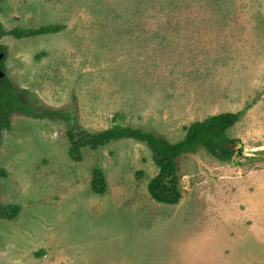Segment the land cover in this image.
<instances>
[{"label": "rangeland", "instance_id": "1", "mask_svg": "<svg viewBox=\"0 0 264 264\" xmlns=\"http://www.w3.org/2000/svg\"><path fill=\"white\" fill-rule=\"evenodd\" d=\"M7 31L58 34L0 42L7 74L42 110L73 112L97 133L115 125L171 142L186 127L241 113L232 162L179 159L182 199L156 202L159 174L133 139L84 160L68 126L14 114L0 148V264H264V0H0ZM106 177L93 192L94 171Z\"/></svg>", "mask_w": 264, "mask_h": 264}, {"label": "trees", "instance_id": "2", "mask_svg": "<svg viewBox=\"0 0 264 264\" xmlns=\"http://www.w3.org/2000/svg\"><path fill=\"white\" fill-rule=\"evenodd\" d=\"M65 29L63 25L41 27L39 29H14L7 31L0 19V41L12 35L17 39L37 37L47 34H58ZM1 71L0 77V148L3 132L11 128L14 114H22L35 120L48 119L52 122L62 121L67 124V136L70 141L69 154L76 161L84 160V150H99L113 142L124 139H133L148 146L152 153L153 161L159 168V174L151 179L148 190L151 197L158 203L176 205L182 199L181 175L179 159L184 155H195L201 150H206L221 162H232L242 149H236L238 139H234L229 131L241 120V113H221L198 121L186 127V135L178 142H171L155 132L145 131L140 128L115 125L101 132L92 133L82 128L73 112L67 110H42L35 107L28 100L30 93L25 89L17 88L10 80L6 60L7 47L0 42ZM0 175L7 176L5 170H0ZM93 192L105 194L107 182L101 169L94 171L92 183ZM21 212L19 205L5 206L0 204V220H14Z\"/></svg>", "mask_w": 264, "mask_h": 264}, {"label": "water", "instance_id": "3", "mask_svg": "<svg viewBox=\"0 0 264 264\" xmlns=\"http://www.w3.org/2000/svg\"><path fill=\"white\" fill-rule=\"evenodd\" d=\"M3 57H4V55H0V77L4 76L3 72L1 71V60Z\"/></svg>", "mask_w": 264, "mask_h": 264}]
</instances>
